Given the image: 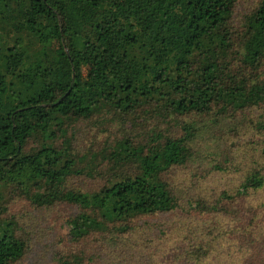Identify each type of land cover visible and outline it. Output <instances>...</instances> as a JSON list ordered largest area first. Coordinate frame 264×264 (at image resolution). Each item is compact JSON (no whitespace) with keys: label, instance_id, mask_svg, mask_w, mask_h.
Wrapping results in <instances>:
<instances>
[{"label":"trees","instance_id":"obj_1","mask_svg":"<svg viewBox=\"0 0 264 264\" xmlns=\"http://www.w3.org/2000/svg\"><path fill=\"white\" fill-rule=\"evenodd\" d=\"M0 264H264V0H0Z\"/></svg>","mask_w":264,"mask_h":264},{"label":"rangeland","instance_id":"obj_2","mask_svg":"<svg viewBox=\"0 0 264 264\" xmlns=\"http://www.w3.org/2000/svg\"><path fill=\"white\" fill-rule=\"evenodd\" d=\"M164 112H165V109H164L163 105H161V106H159V108L156 111L152 112L151 115H153V116H160V115H163ZM29 213H30V215L36 217V214H37L36 212L29 211ZM55 218L56 217L53 216L50 219H48L47 221H49V224H50V227L49 228H52L53 233H55V235H57L59 233L60 223L58 222V223L55 224L54 223L56 221ZM50 242H52V241H50Z\"/></svg>","mask_w":264,"mask_h":264}]
</instances>
